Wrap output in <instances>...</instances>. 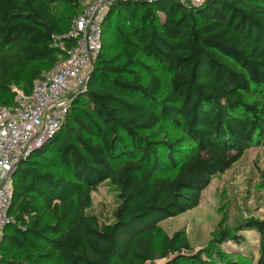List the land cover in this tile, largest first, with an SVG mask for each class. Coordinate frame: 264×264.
<instances>
[{"label":"trees","instance_id":"1","mask_svg":"<svg viewBox=\"0 0 264 264\" xmlns=\"http://www.w3.org/2000/svg\"><path fill=\"white\" fill-rule=\"evenodd\" d=\"M56 6L70 11L67 25L53 16ZM79 13L78 0H0V106H13L14 88L29 93L62 59L51 37L66 34ZM117 19L136 24L120 52L104 57V35ZM12 44L20 49L15 57L4 53ZM141 58L169 74L163 95ZM162 123L182 138L154 140ZM250 146H264V0H204L191 8L177 0L116 2L84 91L12 174L0 264L25 263L30 248L58 264L153 263L159 224L195 209L211 177ZM167 169L173 173L161 175ZM103 183L116 193L106 219L91 213V194ZM244 228L259 233L256 264H264V224L248 219L237 225ZM228 239L239 244L227 235L221 241ZM7 247L24 256L7 257ZM171 256L166 264H215L192 255L180 232L161 238L159 258Z\"/></svg>","mask_w":264,"mask_h":264},{"label":"rangeland","instance_id":"2","mask_svg":"<svg viewBox=\"0 0 264 264\" xmlns=\"http://www.w3.org/2000/svg\"><path fill=\"white\" fill-rule=\"evenodd\" d=\"M52 14L61 25L69 22L70 11L65 6H56ZM132 12L130 13V16ZM159 24L164 16L158 15ZM136 23H127L125 20H115V23L106 31L103 41L102 54L111 57L120 52L124 38L130 39L131 30ZM19 46L12 44L4 49V53L15 57L19 55ZM141 60L151 68L161 80L162 95L167 85L169 74L159 70L155 65ZM26 70L22 73L25 76ZM144 76V80L147 79ZM87 106V105H86ZM85 109L89 110L88 107ZM154 140L163 139L173 141L182 138L183 134L178 127L162 123L151 133ZM45 170L48 162L41 161ZM54 172V171H51ZM173 170L167 169L161 175H171ZM92 214L101 218H109L110 211L115 206L116 193L107 183L100 185L96 193L91 194ZM248 219H254L264 224V146H250L244 156L229 169L213 175L208 186L201 192L198 206L177 217L162 221L155 232L154 250L156 260L148 264H166L168 259L159 258L160 241L163 235L171 237L175 232L185 236L191 248V254H201L206 262L215 264H256L259 252V233L255 230L238 231L237 225ZM103 220V219H102ZM226 234L239 239V244L231 240L221 241ZM1 248V239H0ZM8 256L15 259L24 256L23 251L7 247ZM36 251L30 248L26 252V262L22 264H58L55 257L42 260L36 257ZM184 264V263H183ZM186 264V263H185ZM195 264V263H191Z\"/></svg>","mask_w":264,"mask_h":264},{"label":"built area","instance_id":"3","mask_svg":"<svg viewBox=\"0 0 264 264\" xmlns=\"http://www.w3.org/2000/svg\"><path fill=\"white\" fill-rule=\"evenodd\" d=\"M119 1L151 4L156 0H78L80 13L69 31L52 36V47L62 54L49 71L42 72L29 93L13 89L14 105L0 106V235L12 222L8 216L12 174L19 162L47 142L64 122L73 98L83 92L100 52L102 23ZM185 8L204 0H177Z\"/></svg>","mask_w":264,"mask_h":264}]
</instances>
